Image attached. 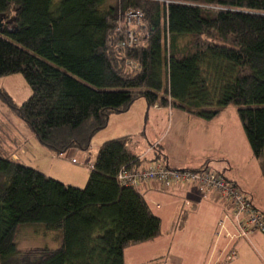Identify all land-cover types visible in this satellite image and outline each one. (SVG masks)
Wrapping results in <instances>:
<instances>
[{"label":"trees","instance_id":"16d2710c","mask_svg":"<svg viewBox=\"0 0 264 264\" xmlns=\"http://www.w3.org/2000/svg\"><path fill=\"white\" fill-rule=\"evenodd\" d=\"M131 9L143 13L137 41L116 48ZM0 16V76L20 73L30 88L20 104L3 89L0 99L55 154L88 150L138 99L206 120L234 104L264 179V0H0ZM7 133L0 127V264H124L125 247L159 235L144 191L117 179L142 160L130 135L104 140L78 187L13 159ZM37 225L58 244L19 255L18 228Z\"/></svg>","mask_w":264,"mask_h":264},{"label":"crops","instance_id":"0c3cea01","mask_svg":"<svg viewBox=\"0 0 264 264\" xmlns=\"http://www.w3.org/2000/svg\"><path fill=\"white\" fill-rule=\"evenodd\" d=\"M20 84L23 93H25L26 88L24 84ZM28 89L29 93L27 96L30 94V88L28 87ZM136 105L138 107V113L144 111V119L136 118V122H134L129 120L127 115L133 108L135 111ZM171 109V107L159 106L157 104L148 105L145 101L142 102L138 99L128 110L110 115L106 127L112 119H116V124L113 125L114 127L111 128L108 133H105L106 127L95 133V142H92V138L88 150L71 148L61 155L55 154L43 145L41 146L28 126L17 118L16 115L18 120L11 116V119L8 121L4 120L0 127L7 129L8 132L9 129L12 131L11 133L9 132V139H6V141L7 144H10L13 148L12 152L18 161H30V152L35 154V150H37L40 153L45 151L44 149L46 148L52 155L50 156V154L46 152L49 160H51L46 167L47 170L52 169L54 165V169L61 168L60 170L64 172L62 174L56 170L54 173H49L50 176L56 177L66 184L72 183L71 185L81 187L87 180L90 170L89 164L93 163L98 148L95 152H91V150L106 139L123 135L131 136V150L134 154L142 157L140 161V165L142 166L153 161V157L156 156V151H158L165 159H157L163 160L170 167L188 169L198 168L202 164L200 159L197 160V162L193 161L192 158L188 160L186 157L173 159L171 156L169 157L159 151L161 145L167 146L173 141L177 129L183 128L180 117L176 115L174 116V122L171 120L167 132L160 136L167 115L170 113L171 115L174 114V111ZM151 114L153 117L151 118V127L152 129H156L155 135L160 136L159 140L153 144H149L148 139L142 140V138L146 136L144 129L147 128V120L150 118ZM196 119L204 121L197 122L198 120H196V125L209 124L199 117ZM142 121L144 125L140 127V123L137 122ZM135 123L139 126L138 128H140L138 132H133L131 129L132 127H137L136 125L134 126ZM172 130H175V136L170 140L169 136ZM207 136L211 138V133L209 132ZM203 140V142H205V139ZM165 142L166 144H162ZM38 152L34 155L37 161H39L38 156L40 155ZM62 158L67 159L66 162L70 168L67 166L66 168L62 167V161L64 160H62ZM72 159L76 161L72 162ZM255 162L259 168L258 161L256 160ZM87 164L89 168H76L77 165H83L85 167ZM34 168L38 167L34 166ZM225 176L234 181L228 175ZM245 192L249 195L247 191ZM250 195L249 197L252 202L264 214V200H261V198L256 199L253 195ZM143 196L149 203L153 213L160 217V233L153 239L125 247L123 250L124 264H149L154 260H158V264H206L207 262L221 260L223 258V253L229 247L230 242L233 241L231 239L233 227L228 215H226V212H228L226 201L216 196L214 193L203 195L192 186H178L169 191L162 190L157 182L150 183L145 188ZM155 209L158 210V212H155ZM219 219H223L224 227L220 230V234L217 235V221ZM235 245V257L222 264H264V233L257 232L251 234L248 238L237 239Z\"/></svg>","mask_w":264,"mask_h":264},{"label":"rangeland","instance_id":"374dc122","mask_svg":"<svg viewBox=\"0 0 264 264\" xmlns=\"http://www.w3.org/2000/svg\"><path fill=\"white\" fill-rule=\"evenodd\" d=\"M20 83L24 84L26 88L25 93H23ZM28 87L29 86L27 82L20 73L0 76V89L5 90L16 104H20L24 99L28 97ZM139 100L144 102L142 99ZM171 108V110L174 111V114L171 115L170 113L167 115L160 136L167 132L171 120L174 122V116L176 115L180 117L183 128L176 130V136L175 130H172L169 139L172 140L174 136L175 138L167 146L161 145V149L158 148L160 153H164L169 157L171 156L173 159L186 157L188 158V160L189 158H192L195 162L200 159V161H202V164L199 167L216 169L224 173L225 175H228L238 183L239 188L241 190L243 189V192L247 191L249 195H253L254 198H261V200H264V180L260 174L258 166L256 165L255 161L257 159L253 155L250 145L245 136V132L238 115L236 105L230 104L223 107L218 112V114L211 118L209 121L203 119L209 123L208 125H196V120H198L197 122L204 121L196 119L198 118V116L186 110L180 109L178 107ZM137 110L138 107L136 105L135 111L134 108L132 109V111H129L127 115L129 120L136 122V118L144 119V111H140V113H138ZM11 116L13 118H16L13 111L8 108V106L4 104V102H2V100L0 99V122H4V120L8 121L9 119H11ZM151 118H153L152 114L147 120V128L144 129V133L146 134V136L144 134L145 137L142 138V140L148 139L149 144L156 143L160 137L159 135H155L156 129H152L151 127ZM112 120L106 127L105 133H108L110 129L114 127L113 125L116 124V119ZM137 123H140V127L144 125L143 121ZM135 125L137 126L136 123L134 124V126ZM138 127L139 126L132 127L131 129L133 132H138L140 130V128ZM9 132L11 133L12 131L9 129ZM9 132L6 135L7 140L9 139ZM209 132L211 133V138L207 136ZM95 135L92 137L93 141L91 140L93 143L95 142ZM205 137H208L209 139ZM203 139H205V142H203ZM162 144H166V142ZM98 146L99 144H97L96 147L91 150V152H95ZM44 150L45 151L40 153L35 150V154L36 152L40 154H38L39 161H37V159L34 157L35 154H33V152H30V157L28 156L30 158V161L22 160L25 161L23 163L29 166L38 167L36 169H39L46 174L54 173L56 170H58L59 173L63 174L64 172L60 170L61 168L54 169V165L52 166V169L47 170L46 167L51 160H49L46 152H48L50 156L52 155L51 152L47 151L46 148ZM160 156L162 159H165L162 154H160ZM63 159L64 158H62V160ZM66 161L67 159H64L62 161V167L66 168L67 166L68 168H70V166L67 165L68 163ZM77 167L89 168L88 164L85 165V167L83 165H77L76 168ZM84 185L85 184H83V186ZM154 211L158 212V210L156 209ZM58 241L57 231L46 229L41 225L21 226L18 228L16 234V246L19 251V255L21 253H24L25 250L31 248L44 246L55 247L58 244Z\"/></svg>","mask_w":264,"mask_h":264},{"label":"built area","instance_id":"2783aa9c","mask_svg":"<svg viewBox=\"0 0 264 264\" xmlns=\"http://www.w3.org/2000/svg\"><path fill=\"white\" fill-rule=\"evenodd\" d=\"M143 13L139 9L125 12V41L118 42L115 47L130 46L137 41L134 28L142 22ZM127 66L134 69L133 60L126 61ZM13 159L16 156L12 155ZM75 162V159L71 160ZM91 166V164H89ZM120 184L131 186L138 191H144L152 182H157L162 190H173L178 186H192L200 193H214L226 201L228 218L232 224L233 233L229 247L223 253L221 260L207 262L206 264H222L232 260L236 255V240L248 238L254 233H264V214L259 210L247 193L239 186L227 179L224 174L216 169L204 167L200 170L188 168H173L163 160H154L146 165L136 168L122 167L117 173ZM224 227L223 219L217 221L216 234ZM223 252V251H222Z\"/></svg>","mask_w":264,"mask_h":264},{"label":"water","instance_id":"95a60500","mask_svg":"<svg viewBox=\"0 0 264 264\" xmlns=\"http://www.w3.org/2000/svg\"><path fill=\"white\" fill-rule=\"evenodd\" d=\"M2 25V16H0V26Z\"/></svg>","mask_w":264,"mask_h":264}]
</instances>
